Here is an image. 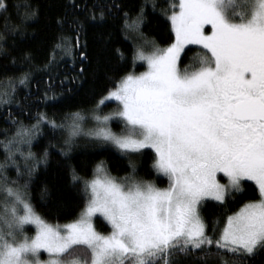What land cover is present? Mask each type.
Masks as SVG:
<instances>
[{"label": "snow or ice", "instance_id": "snow-or-ice-1", "mask_svg": "<svg viewBox=\"0 0 264 264\" xmlns=\"http://www.w3.org/2000/svg\"><path fill=\"white\" fill-rule=\"evenodd\" d=\"M149 7L155 11L160 5L156 0L134 5L113 0L111 5L86 7L83 16L65 7L54 18L56 32L49 54L38 65L33 51L23 45L25 22L37 20L39 9L28 3L23 15L10 23L16 6L0 0V74L6 77L0 81V104L15 100L21 113L31 114L28 94L23 101L16 99L15 85L29 88L33 72L49 73L58 64L59 53L79 50L81 69L73 79H80L83 61L89 59L87 29L101 28L109 20L118 18L121 33L131 41L133 66L136 61L147 65L139 74L126 72L107 91L91 110L95 123L87 131L81 111L65 113L57 122L38 110L30 125L11 113L5 117L13 121L15 131L9 138L5 129L0 169L9 161L15 163V153L25 156L21 145L26 144L31 177L36 165H47L50 150L56 149L70 184L83 183L85 206L78 219L54 226L35 211L18 181L9 186L8 177L0 173L4 192L0 264H256L264 257V0H171L161 10L174 38L166 47L152 43L151 50L142 31ZM101 38L106 42L111 34L102 33ZM186 45H198L204 51L197 63L181 70ZM17 50L19 56L14 54ZM17 66L19 74L9 76L17 72ZM54 99V90L46 88L43 100ZM112 100L117 102L116 110L101 114V106ZM114 119L124 125L120 134L109 127ZM43 125L51 136L37 159L30 149L32 141L44 135ZM60 132L66 134L56 142ZM80 135L101 145L111 144L129 156L150 148L152 168L167 178V186L136 179L131 158L132 171L125 178L113 177L101 162L91 179H83L71 164ZM21 175L17 167V176ZM246 181L255 184L258 198L227 215L222 227L215 222L209 233L202 203L210 198L223 206L230 196L245 194ZM48 195L45 186L41 196ZM96 214L110 226L107 234L94 228ZM28 224L36 228L32 237L24 231ZM41 250L48 254L46 260L40 259Z\"/></svg>", "mask_w": 264, "mask_h": 264}, {"label": "trees", "instance_id": "trees-1", "mask_svg": "<svg viewBox=\"0 0 264 264\" xmlns=\"http://www.w3.org/2000/svg\"><path fill=\"white\" fill-rule=\"evenodd\" d=\"M16 6L13 13V20L26 11L28 3L35 5L39 9L38 19L35 21L25 22V43L23 47L30 48L33 51L35 62L42 65L49 54V48L52 46L53 38L56 32L54 18L62 14L65 7L69 12L78 16H83L86 7H92L98 4L111 5L113 0H10ZM117 3L125 5H134L140 3L141 0H116ZM160 5L155 11L151 7L148 9V17L145 20L142 31L150 42L147 50H151V44L154 43L159 47H166L173 40L170 23L162 12V8L168 7L171 0H156ZM73 4H79V8L72 7ZM3 27L0 22V28ZM102 33H110L111 38L106 42L101 38ZM19 39V37H16ZM131 41L125 40L124 34L120 31L118 18L109 20L103 27L95 28L94 26L87 29V55L88 60L83 61L85 71L80 79H73L80 73L81 57L79 50H73L70 54L65 55L59 53L56 57L58 64L54 65L49 73L43 70L33 72L31 86L26 88L15 85L18 95L16 99L24 100V94L29 96L28 103L31 108V114L26 110L21 113L16 106L15 100L11 104H0V142L5 141V129L8 130V137L11 138L15 131L13 121L6 120L5 117H16L17 120H23L25 125L34 122L36 112H47L50 117H54L60 122L65 113L81 111L87 113L98 104L100 99L107 91L115 87L119 79L128 71H134L136 74L145 69L143 63L136 62L133 66L131 56ZM119 50V51H117ZM203 49L196 47H187L181 53L179 67L181 70L185 66L197 63L198 54L203 53ZM20 55V50L14 53ZM3 63V61H0ZM17 72H9V76L18 75ZM49 75L51 79H49ZM6 77L0 74V81ZM38 85V87H37ZM51 87L56 94L54 100H43L44 90ZM3 90L0 84V91ZM113 127V126H112ZM116 130V128H114ZM43 136H37L31 145V151L36 155L37 159L42 153L43 148L48 143V137L51 136V130L47 125L42 126ZM64 132L57 134L55 141H62ZM23 146V147H22ZM26 144L21 145V149L27 155L24 149ZM47 165L40 163L36 165L32 176L27 175L26 165L28 161L20 153H15L13 159L15 163L9 161L7 166L0 169V173L8 177L9 184L16 180L18 184L24 185L23 191L27 194V199L31 202L34 209L39 215L50 224H61L75 219L82 211L85 204V194L82 191L83 183L75 186L70 184L66 166L58 163L63 158L59 156L56 149H51ZM71 164L74 166L78 174L83 179H89L93 173L96 164L103 163L104 168L113 177L118 180L125 178L131 173L129 167V159L131 158L136 166L135 178L145 181H153L158 186H166L167 180L159 177L152 168V160L154 153L151 150L144 149L140 153L125 155L113 147L106 144H98L94 140L86 138H76L75 150L73 152ZM4 148L0 143V164L4 163ZM17 167L21 169L22 175L17 176ZM25 181L27 184L25 186ZM12 185V184H11ZM245 194H236L230 196L227 203L223 206L218 202L204 201L201 205V215L207 221L208 232L211 233L212 225L219 221V226H223V221L227 215L238 211L247 201L258 198L255 191V185L246 181ZM48 188L50 195L41 196V190ZM97 230L101 233L108 232L106 225L100 220L95 219ZM256 264H264V257L257 259Z\"/></svg>", "mask_w": 264, "mask_h": 264}, {"label": "rangeland", "instance_id": "rangeland-1", "mask_svg": "<svg viewBox=\"0 0 264 264\" xmlns=\"http://www.w3.org/2000/svg\"><path fill=\"white\" fill-rule=\"evenodd\" d=\"M187 47H198V48H200V46H198V45H186L185 46V48H187ZM202 49V48H201ZM136 62H138V63H143L144 64V66H145V69L143 70V71H146L147 70V65L144 63V62H142V61H136ZM142 71V72H143ZM139 74V73H138ZM107 94V93H106ZM106 94L104 95V96H106ZM103 96V97H104ZM102 97V98H103ZM101 98V99H102ZM100 99V100H101ZM99 103V102H98ZM116 108H117V102L116 101H114V100H112V101H106L105 102V105H103V106H101V109H102V111H101V114H107V113H110V112H113V111H115L116 110ZM90 113H91V110L90 111H88L87 113H83V114H85V116H86V119H85V121H84V123H83V127H84V130L85 131H87L88 129H90V128H92L93 126H94V120L91 118V115H90ZM113 126V127H112ZM109 127L111 128V130L114 132V133H116V134H120L123 130H124V125H123V123L119 120V119H114V120H112L111 122H110V124H109ZM114 128H116V130L114 129ZM76 138H86L87 140H91V141H93V139L92 138H90V137H88L87 135H80V136H78V137H76ZM106 145H109V146H111V147H113L114 149H116L117 151H119V152H121L120 150H118L117 148H115L114 146H112L111 144H106ZM23 147V146H22ZM26 147H28V146H25L24 147V149L26 150V152L28 151L27 150V148ZM146 149H148V150H151L150 148H146ZM142 150H144V149H142ZM141 150V151H142ZM152 151V150H151ZM25 157V156H24ZM94 174V173H93ZM159 177H161V178H165L166 180H167V178L166 177H164V176H162V175H160V174H158V173H156ZM93 177V175L89 178V179H91ZM218 179H220L221 180V182L223 183V182H225V180H224V178H223V175L222 174H218ZM152 181V180H151ZM153 182V181H152ZM249 182H251V181H249ZM155 183V182H154ZM253 183V182H252ZM167 184H168V180H167ZM254 184V183H253ZM255 185V184H254ZM9 186H14V185H11V184H9ZM19 186L21 187V189L23 190V187H24V185H22V183H20L19 184ZM157 187H161V188H163V187H166V186H158V185H156ZM27 195V194H26ZM214 201V200H212V199H210V198H206L205 199V201ZM214 202H216V201H214ZM10 206V205H9ZM84 206H85V204H84ZM34 208V207H33ZM84 208V207H83ZM83 208H82V210H83ZM21 211H22V207H21ZM36 211V210H35ZM239 211V210H238ZM37 212V211H36ZM3 213H4V192H3V190H2V185H0V216H2L3 215ZM38 213V212H37ZM81 213V212H80ZM80 213L78 214V216L75 218V219H78L79 218V216H80ZM39 214V213H38ZM75 219H73V220H75ZM95 219H100L105 225H106V227L108 228V232H110L111 231V228H110V226L107 224V222L104 220V218L102 217V216H100L99 214H96L94 217H93V226H94V228L97 230V227H96V224H95ZM73 220H71V221H69V222H64V223H61V224H52V225H64V224H66V223H70V222H72ZM47 222V221H46ZM50 224V223H49ZM24 231H25V233L29 236V237H32V236H34L35 235V232H36V228H35V226L34 225H31V224H28V225H25L24 226ZM98 231V230H97ZM99 232V231H98ZM108 232H106V233H102V234H107ZM101 233V232H100ZM48 258V254L46 253V252H44L43 250H41V252H40V259L41 260H46Z\"/></svg>", "mask_w": 264, "mask_h": 264}]
</instances>
